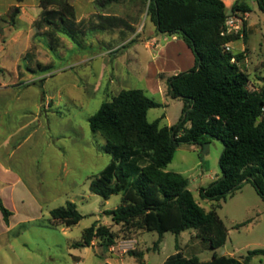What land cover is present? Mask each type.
<instances>
[{
  "label": "rangeland",
  "instance_id": "obj_1",
  "mask_svg": "<svg viewBox=\"0 0 264 264\" xmlns=\"http://www.w3.org/2000/svg\"><path fill=\"white\" fill-rule=\"evenodd\" d=\"M69 1L84 31L75 38L36 26L40 0H0V100L3 116L12 112L9 129L0 131V161L11 167L0 170V196L13 212L9 225L0 212V264H162L177 251L201 261L216 253L264 264V255L249 256L264 250V198L252 183L220 202L217 214L228 235L215 250L196 237L195 229L179 236L166 232L158 247L156 231H137L131 239L120 231L109 248L99 240L81 245L84 230L96 223L123 230L108 214L121 205V194L105 200L89 190L92 177L111 160L105 139L90 128V116L121 90L139 88L159 103L148 111V120L176 125L184 103L169 96L160 74L192 69L195 56L180 37L158 33L138 0L106 10L96 0ZM246 2V34L240 32V40L230 46L235 53L245 50L241 67L254 90L264 86V0ZM16 6L21 11L14 24ZM223 148L214 138L203 148L181 144L166 167L188 178L189 189L206 210L213 203L202 199L200 191L221 176ZM68 201L76 203L82 220L70 228L52 223L50 211ZM131 251L143 252V263Z\"/></svg>",
  "mask_w": 264,
  "mask_h": 264
},
{
  "label": "trees",
  "instance_id": "obj_2",
  "mask_svg": "<svg viewBox=\"0 0 264 264\" xmlns=\"http://www.w3.org/2000/svg\"><path fill=\"white\" fill-rule=\"evenodd\" d=\"M123 1L126 0H96V4L106 10ZM138 1L147 7V16L158 33L183 39L195 56V65L170 77L160 74V78L166 79L169 96L184 103L176 125H162V118L150 122L148 111L159 103L139 88L121 90L90 116V128L105 139L104 149L111 160L92 177L89 190L105 200L121 194V205L108 214L123 230L96 223L84 230L81 245L91 246L94 240H99L109 248L116 244L120 231L128 239L137 231H156L159 239L155 247H158L166 232L179 236L195 229L196 237L208 241L215 250L226 243L228 235L217 214L220 202L245 183H252L264 198V86L250 88L249 74L241 67L245 50L235 53L230 46L240 40V32H226L227 19L240 16L241 32L246 34L244 16L250 7L246 0L235 1L230 10L223 0ZM40 6L38 28L49 26L74 38L84 33L77 23L76 8L69 0H40ZM20 11V6L13 9L12 23L15 24ZM211 138L220 140L224 148L219 160L221 176L200 191L202 199L213 203L206 210L189 189L188 178L167 171L166 167L181 144L203 148ZM0 212L9 225L13 212L1 196ZM50 216L52 223L67 228L83 218L71 201L52 209ZM130 253L143 263V252ZM258 254L264 255V250L249 252V256ZM247 262L248 259L242 261L216 253L211 260L201 261L197 256L187 257L177 251L162 264Z\"/></svg>",
  "mask_w": 264,
  "mask_h": 264
},
{
  "label": "crops",
  "instance_id": "obj_3",
  "mask_svg": "<svg viewBox=\"0 0 264 264\" xmlns=\"http://www.w3.org/2000/svg\"><path fill=\"white\" fill-rule=\"evenodd\" d=\"M224 1V3H225V5H226V7H227V9L228 10H230V8L232 7V5L235 3V1H237V0H223ZM17 2V1H16ZM18 3V2H17ZM248 14V13H247ZM246 14V15H247ZM176 36H173V38H175ZM178 37V36H177ZM186 44V43H185ZM157 47H158V45H157ZM188 47V46H187ZM189 48V47H188ZM190 49V48H189ZM191 50V49H190ZM193 53V52H192ZM161 71H163L162 69H161ZM176 74V73H175ZM1 87H3V84H1V86H0V89H1ZM5 105V103H3L2 102V100H0V131L2 130V129H9V120L12 118V112H9L8 114H9V116L7 117V118H5L4 116H3V114H2V106H4ZM4 120H7L8 122L6 123V124H4ZM11 131H12V129H11ZM10 132V131H9ZM13 135H14V133H9L8 135H7V138L8 139H11L12 137H13ZM8 153V152H7ZM2 154H0V156H1ZM9 168H11V167H6V166H4V164L0 161V170H3L4 172H5V169L7 170V169H9ZM12 170V169H11ZM12 192H13V190L11 189L10 190V194H9V196H12L13 194H12ZM4 202V201H3ZM5 204V203H4Z\"/></svg>",
  "mask_w": 264,
  "mask_h": 264
},
{
  "label": "built area",
  "instance_id": "obj_4",
  "mask_svg": "<svg viewBox=\"0 0 264 264\" xmlns=\"http://www.w3.org/2000/svg\"><path fill=\"white\" fill-rule=\"evenodd\" d=\"M227 33H239L243 28V19L240 16H230L226 22ZM227 50H230V47L227 46Z\"/></svg>",
  "mask_w": 264,
  "mask_h": 264
}]
</instances>
